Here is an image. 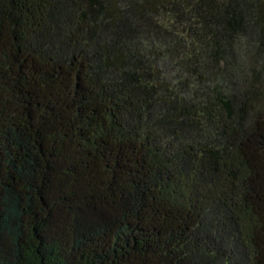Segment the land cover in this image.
I'll list each match as a JSON object with an SVG mask.
<instances>
[{"label":"trees","instance_id":"1","mask_svg":"<svg viewBox=\"0 0 264 264\" xmlns=\"http://www.w3.org/2000/svg\"><path fill=\"white\" fill-rule=\"evenodd\" d=\"M0 264H264V0H0Z\"/></svg>","mask_w":264,"mask_h":264}]
</instances>
